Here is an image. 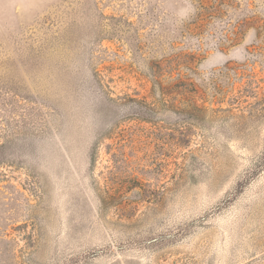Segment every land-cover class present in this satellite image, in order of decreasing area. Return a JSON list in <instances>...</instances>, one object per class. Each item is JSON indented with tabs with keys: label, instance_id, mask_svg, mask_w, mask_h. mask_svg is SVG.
Returning a JSON list of instances; mask_svg holds the SVG:
<instances>
[{
	"label": "rangeland",
	"instance_id": "rangeland-1",
	"mask_svg": "<svg viewBox=\"0 0 264 264\" xmlns=\"http://www.w3.org/2000/svg\"><path fill=\"white\" fill-rule=\"evenodd\" d=\"M0 264H264V0H0Z\"/></svg>",
	"mask_w": 264,
	"mask_h": 264
}]
</instances>
